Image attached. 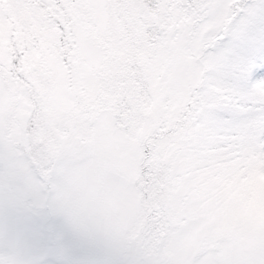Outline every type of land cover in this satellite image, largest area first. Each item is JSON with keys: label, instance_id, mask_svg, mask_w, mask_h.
<instances>
[{"label": "snow or ice", "instance_id": "obj_1", "mask_svg": "<svg viewBox=\"0 0 264 264\" xmlns=\"http://www.w3.org/2000/svg\"><path fill=\"white\" fill-rule=\"evenodd\" d=\"M261 162L264 0H0V264H264Z\"/></svg>", "mask_w": 264, "mask_h": 264}, {"label": "rangeland", "instance_id": "obj_2", "mask_svg": "<svg viewBox=\"0 0 264 264\" xmlns=\"http://www.w3.org/2000/svg\"><path fill=\"white\" fill-rule=\"evenodd\" d=\"M264 162L249 172L243 179H237V190L229 199L228 215L231 220H242L249 229H264ZM229 219H225V227H230Z\"/></svg>", "mask_w": 264, "mask_h": 264}, {"label": "trees", "instance_id": "obj_3", "mask_svg": "<svg viewBox=\"0 0 264 264\" xmlns=\"http://www.w3.org/2000/svg\"><path fill=\"white\" fill-rule=\"evenodd\" d=\"M261 175H263L262 177L264 178V174H261Z\"/></svg>", "mask_w": 264, "mask_h": 264}]
</instances>
